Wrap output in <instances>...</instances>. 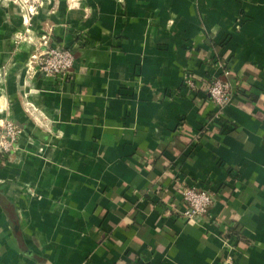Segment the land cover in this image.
<instances>
[{
	"label": "crops",
	"instance_id": "obj_1",
	"mask_svg": "<svg viewBox=\"0 0 264 264\" xmlns=\"http://www.w3.org/2000/svg\"><path fill=\"white\" fill-rule=\"evenodd\" d=\"M26 19L0 0V127L20 130L0 264H264V0H43ZM49 31L68 81L27 64ZM221 66L222 109L203 91ZM180 183L214 194L206 217Z\"/></svg>",
	"mask_w": 264,
	"mask_h": 264
},
{
	"label": "built area",
	"instance_id": "obj_2",
	"mask_svg": "<svg viewBox=\"0 0 264 264\" xmlns=\"http://www.w3.org/2000/svg\"><path fill=\"white\" fill-rule=\"evenodd\" d=\"M37 6L26 5V21L38 14L39 7ZM30 40L33 42V39ZM36 44H38V49L27 63L29 68L56 80L68 81L72 76L75 63L73 52L54 42L51 31L38 37ZM221 68L220 75L211 77L203 90L220 109L230 102L232 96L230 82L220 77L223 75L229 78L231 70L227 66H221ZM184 84L189 92L195 93L198 90V86L191 77L187 78ZM3 128L8 131L4 137L7 141L1 142L0 152L9 153L16 146L15 142L20 133H16L17 128L12 122L5 123ZM175 189L185 205L184 215L189 220L206 217L215 202L214 194L207 190H198L184 183L178 184Z\"/></svg>",
	"mask_w": 264,
	"mask_h": 264
},
{
	"label": "rangeland",
	"instance_id": "obj_3",
	"mask_svg": "<svg viewBox=\"0 0 264 264\" xmlns=\"http://www.w3.org/2000/svg\"><path fill=\"white\" fill-rule=\"evenodd\" d=\"M42 1L43 0H39V1H36V0H19V2H22L23 4H25V2H26V4L25 5H28V6H34V5H38L37 7H39L40 8V6L41 5H39V4H41L42 3ZM38 13H39V11H38ZM37 15V14H36ZM30 38H32V37H28V41H31L30 40ZM16 131V133H20V130H15ZM7 132L8 131H5L4 130V128H3V126L2 127H0V148H1V142H5V141H7V140H5V136L7 135ZM20 136V135H19ZM18 142V138H17V140H16V142H15V144ZM15 150H16V146L12 149V151H10L9 153H1L0 152V165L2 164V162H4V161H7L8 159H9V156L13 153V152H15ZM6 155V156H5Z\"/></svg>",
	"mask_w": 264,
	"mask_h": 264
}]
</instances>
